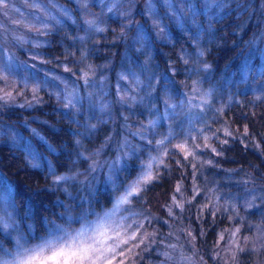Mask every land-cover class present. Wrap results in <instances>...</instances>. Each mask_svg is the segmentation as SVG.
I'll return each mask as SVG.
<instances>
[{"label":"rangeland","instance_id":"374dc122","mask_svg":"<svg viewBox=\"0 0 264 264\" xmlns=\"http://www.w3.org/2000/svg\"><path fill=\"white\" fill-rule=\"evenodd\" d=\"M69 1L7 0L0 5V141L22 149L29 166L46 169L50 187L65 195L57 212L68 221L78 204L100 201L98 188L111 194V204H98L97 215L72 236L83 233L80 239L90 240L103 225L100 252L84 264H94L103 252L115 264H201L197 237L219 217L228 220L215 246L216 254L231 260L224 263L264 264V171L256 175L221 162L235 140L263 150L257 139L237 134L225 112L235 103L264 101V0L255 7V0H191L200 4L195 9L173 0L175 17L167 5L156 3L167 38L153 26L146 0H88L86 8ZM231 11L240 19L235 45L242 50L235 62L219 69L211 54L227 47L228 39L213 21ZM251 24L255 28L248 33ZM172 25L191 36L181 67L158 46L172 39ZM141 29L150 39L138 40ZM52 33L61 37V55L44 49ZM49 103L75 126L74 147L63 146L69 165L64 171L50 160L49 145L54 146L39 127L48 120L37 111ZM149 121L156 126L149 128ZM136 132H145L144 139ZM125 141L138 146V157L129 158L123 171L110 172L108 165L122 156ZM172 160L182 167L183 177L162 217L145 207L143 194L171 172ZM132 166L134 175L129 174ZM53 170L71 179L56 183ZM149 172L151 181L141 182L133 195L125 192ZM12 195L13 185L0 170V215L7 213L16 223ZM125 196L126 202L119 203Z\"/></svg>","mask_w":264,"mask_h":264},{"label":"trees","instance_id":"16d2710c","mask_svg":"<svg viewBox=\"0 0 264 264\" xmlns=\"http://www.w3.org/2000/svg\"><path fill=\"white\" fill-rule=\"evenodd\" d=\"M63 2L69 3L70 1L63 0ZM259 3L260 0H255L253 6L259 5ZM140 18L143 20V17ZM237 18L236 12L231 11L213 21L215 27L220 29L228 39L227 47L217 48L211 54V59L219 69H224L235 62L237 55L242 50V47L235 45L237 40L235 30L240 23V19ZM111 24L118 26V21L112 20ZM253 27L254 25L251 24L248 33L252 31ZM171 30L172 39L166 43H158V46L164 49L175 66L181 67L183 51L184 48L190 46L191 36L189 32L176 25H172ZM109 34L113 36L114 32L110 29ZM44 49L48 54L61 55L62 42L60 35L52 33L50 45ZM160 59L163 62L162 58ZM54 107L49 103L46 105L45 110L40 109L37 111L48 120L47 123L39 124V127L49 142L58 150L57 152H48L50 160L59 170L64 171L68 169L69 165L65 153L66 147L63 146L74 147L75 126ZM225 116L237 134H245L257 139L262 143L263 150L253 148L243 141L235 140L226 147L224 156L221 157V162L224 164L222 165L228 169L245 170L261 175V171H264V101H256L253 105L235 103L226 110ZM170 166L171 172L153 181L143 194L145 207L150 212L162 217L168 215L166 207L172 200L179 181L183 177L182 167L177 161L172 160ZM135 168L136 166H132V171L129 174L134 175ZM0 170L12 183L13 200L16 201L17 197L20 199L24 205V213H28L31 217H38L44 213V210L50 209L51 211L44 214L46 217L45 222L52 220L53 216L58 213L59 200L65 198V195L61 191L50 187L46 169L29 166L26 154L22 149L14 148L0 141ZM98 192V195H100L99 205L102 207L109 206L111 204V194L101 191V188L97 189ZM227 221V218L219 217V223H207L203 235L197 237L198 245H200V250L197 252L201 255V264H225V260L231 262L229 258H223L227 255L215 253L218 231L223 228L221 224H227ZM242 254H245V252L239 253V255ZM239 259L244 258L240 256Z\"/></svg>","mask_w":264,"mask_h":264},{"label":"snow or ice","instance_id":"6c2138e0","mask_svg":"<svg viewBox=\"0 0 264 264\" xmlns=\"http://www.w3.org/2000/svg\"><path fill=\"white\" fill-rule=\"evenodd\" d=\"M7 0H0V5L6 6ZM185 7H190L192 9L200 7V4H192L191 0H182ZM88 0H77L78 5H86ZM156 3H161L163 5L168 6V11L171 12L172 16L175 17L176 11L173 10V0H146V13L148 15H153V26L159 29L160 34H164L165 38H167V34L164 33L163 27L160 25V18L155 15L156 12ZM176 9L180 11V15H183V10L180 9V5H176ZM109 12L112 11V7L107 9ZM67 11V10H65ZM167 14V13H166ZM87 24L91 25L94 24V21H86ZM150 33L145 34L144 31L141 29L138 31V40L143 42L146 39H150ZM18 41L22 40V38H17ZM200 56H203V52L199 53ZM134 75V74H132ZM2 79V78H0ZM137 85H139V81H136ZM123 101V98H121ZM70 103V102H69ZM31 106V105H29ZM174 107V106H173ZM156 121H149V128H154L156 126ZM91 128H95V126H90ZM147 129L145 130V132ZM145 132H136L133 133L135 136H139L142 139L145 137ZM37 135H39L37 133ZM40 139L45 143L48 144V141L44 137H40ZM147 144H151L152 140H146ZM177 147L181 148L183 151H187V148L184 145H177ZM49 148L55 152L56 149L49 145ZM122 156H118L115 160H113L109 165V171H115L119 173L125 169V165L129 158L138 157V146L132 144L130 141H125L124 145L121 148ZM31 155V153H30ZM82 155V154H81ZM99 155V151L96 153ZM191 155V153H188ZM33 159L35 156L33 155ZM33 167H38V165H33ZM52 175L55 176V182H66L71 177L68 176H60L54 170L52 171ZM153 179L151 172L147 173L143 177H137L136 181L131 184L129 187L125 188V192L128 195H133L136 193L137 189L140 186V183H147ZM108 182L114 183L112 175L107 177ZM176 192H180V188H176ZM127 200V196L122 198L119 203H124ZM15 225V220L12 216L8 215L7 213L0 215V229H11ZM83 233H78L76 237H70V243L67 245L58 244L56 240H49L38 247L26 250V254L22 257L20 264H84L85 261H91L93 254L100 252V246L103 244L105 232L103 231V225L99 226L96 229V236L94 243H89V240L80 239ZM93 238V237H92ZM90 238V239H92ZM99 245V246H98ZM105 251V249H104ZM107 251H111V249H107ZM50 252V254H48ZM94 264H115L114 259L107 258L104 255V252L101 253L99 256H96ZM122 264V262H121Z\"/></svg>","mask_w":264,"mask_h":264},{"label":"clouds","instance_id":"9594fccd","mask_svg":"<svg viewBox=\"0 0 264 264\" xmlns=\"http://www.w3.org/2000/svg\"><path fill=\"white\" fill-rule=\"evenodd\" d=\"M98 194L99 192L97 196ZM98 204L97 198L89 201L88 204H78L73 210L75 214L71 221H68L63 214L57 213L50 222H45L44 214L51 211L50 209L44 210V213L38 217L25 216L24 205L17 197L16 201L10 204L17 222L11 229H0V264H20L26 250L34 249L52 240L53 236L60 237L56 239L58 244H69L70 237L75 235L79 226L97 215ZM94 242V237L89 240V243Z\"/></svg>","mask_w":264,"mask_h":264}]
</instances>
